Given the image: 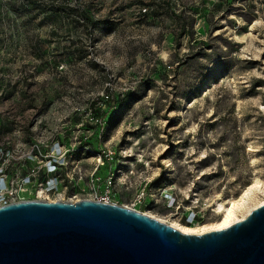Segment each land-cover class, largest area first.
<instances>
[{
    "label": "rangeland",
    "instance_id": "374dc122",
    "mask_svg": "<svg viewBox=\"0 0 264 264\" xmlns=\"http://www.w3.org/2000/svg\"><path fill=\"white\" fill-rule=\"evenodd\" d=\"M28 175L59 190L16 201L220 224L264 188V0H0V185Z\"/></svg>",
    "mask_w": 264,
    "mask_h": 264
},
{
    "label": "water",
    "instance_id": "95a60500",
    "mask_svg": "<svg viewBox=\"0 0 264 264\" xmlns=\"http://www.w3.org/2000/svg\"><path fill=\"white\" fill-rule=\"evenodd\" d=\"M0 264H264V204L197 235L111 203L21 201L0 207Z\"/></svg>",
    "mask_w": 264,
    "mask_h": 264
},
{
    "label": "bare ground",
    "instance_id": "6f19581e",
    "mask_svg": "<svg viewBox=\"0 0 264 264\" xmlns=\"http://www.w3.org/2000/svg\"><path fill=\"white\" fill-rule=\"evenodd\" d=\"M3 183H5V180L3 181ZM260 193L264 194V188L262 186L255 185L250 187L244 193L240 202H233L229 207L225 206L224 204H219L218 209L215 213L219 216H222L223 220L220 224L209 230L206 229L193 230L179 225H174V224H169V225L181 231L182 233L197 234V235H201L210 231H216V230L228 228L231 225L244 220L254 209L264 204V202L260 203L258 200V194Z\"/></svg>",
    "mask_w": 264,
    "mask_h": 264
},
{
    "label": "built area",
    "instance_id": "2783aa9c",
    "mask_svg": "<svg viewBox=\"0 0 264 264\" xmlns=\"http://www.w3.org/2000/svg\"><path fill=\"white\" fill-rule=\"evenodd\" d=\"M64 165H65L64 158H63V162H60V160L56 159L53 162H50L49 167L52 169L48 168V170L49 172H54L58 167L64 166ZM33 176L35 175L25 176L24 178H22L21 181L17 179H12L10 183H7L6 181L5 183L2 182V184L0 185V207H4V206H7L13 203L21 202V201L15 200L17 194L19 193V187L20 185L24 187H27V186L30 187L31 185H35ZM34 187L38 188L37 197H39L40 195H46V194L59 190V179L57 177L50 178L48 181L40 182L39 184H36ZM111 194H112V190L107 189L106 197L102 200H99V202L110 203V201H108V198L111 196ZM36 200H39V198ZM39 201H42V200H39ZM129 209L134 210L132 208H129Z\"/></svg>",
    "mask_w": 264,
    "mask_h": 264
},
{
    "label": "trees",
    "instance_id": "16d2710c",
    "mask_svg": "<svg viewBox=\"0 0 264 264\" xmlns=\"http://www.w3.org/2000/svg\"><path fill=\"white\" fill-rule=\"evenodd\" d=\"M82 16H83V18H84L86 21L93 23L91 17L88 16L87 14H84V15H82ZM107 102H108V101H107ZM114 104H115V102H111V101H110V106H111V107H113Z\"/></svg>",
    "mask_w": 264,
    "mask_h": 264
}]
</instances>
